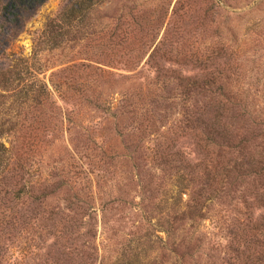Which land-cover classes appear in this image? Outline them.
<instances>
[{"label": "rangeland", "instance_id": "obj_1", "mask_svg": "<svg viewBox=\"0 0 264 264\" xmlns=\"http://www.w3.org/2000/svg\"><path fill=\"white\" fill-rule=\"evenodd\" d=\"M64 1L19 0L9 7L5 20L0 17V47L29 56L35 33ZM99 1L90 14L94 28L110 42L142 45L125 53L139 62L110 69L114 75L101 89L109 109L73 104L72 113L64 114L68 120L57 118L38 137L33 179L63 182L47 186L51 193L36 210L26 195L1 212L0 264H51L43 256L50 240L43 239L61 226L67 245L91 258L67 254L60 264H251L255 252L259 261L253 264H263L264 0ZM121 31L127 36H115ZM159 43L171 44L168 55L156 54L174 61L175 75L187 77L186 89L175 81L162 93L172 98L148 107L141 120L116 111L120 96L150 86L152 70L144 60ZM76 50L42 53L41 60L52 65L44 79ZM59 105L62 114L65 105ZM162 144L177 160L170 167L158 164L154 154ZM198 201L201 218L193 217L191 226L179 227L169 239L177 249L163 244L166 237L154 224L165 208L186 207L192 215ZM50 209L59 214L48 228ZM255 221L261 227L257 241L248 248L240 241L238 253L230 231Z\"/></svg>", "mask_w": 264, "mask_h": 264}, {"label": "trees", "instance_id": "obj_2", "mask_svg": "<svg viewBox=\"0 0 264 264\" xmlns=\"http://www.w3.org/2000/svg\"><path fill=\"white\" fill-rule=\"evenodd\" d=\"M18 1L9 0L7 6V0H0L2 20H5L7 9L14 7ZM99 2V0H65L59 11L44 23L41 30L35 33L32 48L27 57L14 53L6 44V47H0V61H2L0 66V215L4 209L8 211L10 207L12 209L21 197L26 195L30 198L31 208L36 210L37 204L41 207L42 200L51 193L47 186L53 184L59 187L62 184L63 181L60 179L49 184H46L44 178L42 184L38 179H33L32 175L38 170L40 163L33 155L41 145L38 137L50 132L57 118L60 121L66 119L64 114L68 116L72 113L73 104L92 108L106 105V109L107 107L109 109L111 106H108L109 101H106L105 96L101 95V89L108 86L111 81L110 76L114 75L110 69L115 68L114 66L129 69L130 66L133 67L139 62L126 58L125 53L130 50L137 51L143 48L142 45H121L119 42H110L106 34L101 33V29L94 28L90 14ZM17 19V15L14 14V20ZM1 28L0 25V31ZM127 34L121 31L115 36L126 37ZM74 47L77 48V55L64 65L50 71L47 79H44L45 70L52 68V65H46L40 55L44 52L49 53L53 50ZM160 47L163 50L158 51ZM171 48L169 43H159L152 47L144 60V63L152 70L150 86H145V91L140 90L129 93L131 94L129 96H120L117 100L119 104H117L116 111L119 108L125 114L135 113L141 120L148 113V107H155L158 101L167 102L172 98L163 94L171 90L175 81L183 82V88L186 89L187 77L175 75L174 61L169 57L164 58L156 54L165 52L168 55ZM181 94L187 96L188 92L184 90ZM5 102L8 103L5 104ZM60 102L65 105V111L62 114ZM169 150L168 144H162L161 147L158 145L154 149L158 164H167L170 167L172 163H176L177 160L173 158V153L168 152ZM33 166L36 169H33ZM32 189H36L38 193H32ZM208 190L213 191L211 188ZM199 207L198 201L194 204L196 210L192 215L186 207L183 209L173 206L165 208L163 215L154 224L156 231L162 232L166 237L163 244H168L169 239L174 237V230L179 227L183 228L187 224L191 226L193 217L201 218L198 213ZM47 214L51 220L47 222V218H44L47 222L44 225L50 228L56 225L52 218L59 214V210L50 209ZM262 220L264 217L260 221ZM3 224L6 225L7 222L3 221ZM40 226H42L41 222L38 227ZM259 226L255 221L250 226L244 224L238 231H230L236 239L234 250L240 253V241L247 248L255 243L261 229ZM51 232L52 235L49 234ZM51 232L46 231L43 239L44 242L50 240L46 251L43 250V256L52 260L51 264H60L59 258L66 257L67 254H72V257L76 259L91 258L89 252L85 253V257L82 256L84 251L81 247L67 245L70 244L68 243L70 239L66 235L65 227L61 226L60 230ZM169 243L174 245L171 241ZM174 247L177 249L176 245ZM3 254L0 247V262ZM254 254L256 259L253 255L251 264L255 260L259 261L258 254L256 252Z\"/></svg>", "mask_w": 264, "mask_h": 264}]
</instances>
